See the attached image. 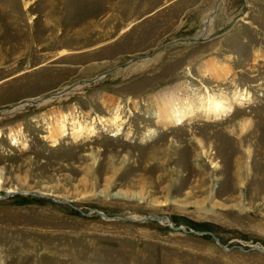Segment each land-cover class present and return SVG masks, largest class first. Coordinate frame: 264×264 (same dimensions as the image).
Listing matches in <instances>:
<instances>
[{"label":"rangeland","instance_id":"1","mask_svg":"<svg viewBox=\"0 0 264 264\" xmlns=\"http://www.w3.org/2000/svg\"><path fill=\"white\" fill-rule=\"evenodd\" d=\"M67 88L0 118V264H264V0H0V110ZM173 88L234 103L167 125Z\"/></svg>","mask_w":264,"mask_h":264},{"label":"bare ground","instance_id":"2","mask_svg":"<svg viewBox=\"0 0 264 264\" xmlns=\"http://www.w3.org/2000/svg\"><path fill=\"white\" fill-rule=\"evenodd\" d=\"M209 20V19H208ZM207 20V21H208ZM212 23V17L208 21V24L210 25ZM147 58V57H146ZM131 64V63H130ZM129 64V65H130ZM214 69L216 72H219V67L214 66ZM222 75V74H221ZM108 76V74H102L101 76L96 77L93 81H98L101 79H105V77ZM86 79L83 80L82 82H78L74 85L73 91L77 88H81L83 84H91L93 82H87ZM70 93V88H67L66 90L59 91L58 93H55L52 96H46L47 98H32V100H26V101H21L18 104L13 105L12 107H9L7 109H1L0 110V118L4 113H7V111H14L13 109H21V106H25L26 104H42L44 100H50L53 99L54 97L57 96H62L65 92ZM161 92V91H160ZM180 90L176 89H168L164 91V93L157 98L155 97V100L158 103V119L162 123H169L167 125H170L175 122H183L186 119H191L193 117H196L197 115L200 116L201 113L202 116H211L214 115L216 118L219 119V117L225 112L229 111L232 108V104L234 103L231 98L228 97V95L224 94H212V92L206 91L205 93L201 94L198 97H189L182 99L181 96L179 95ZM63 97V96H62ZM249 98L248 93L245 92H239L236 96V101L239 100H246ZM34 100V101H33ZM64 113V112H63ZM70 113H58L55 115L53 122L50 124L49 127V139L53 144H56L60 137L62 135H65V126H66V121H68ZM121 116L120 114L116 111L115 115L110 119V121L106 124H103V126H112L114 127L115 130V135L121 134L122 133V124L121 122ZM109 124V125H107ZM77 128L73 131V135L75 138L82 136L85 132H89V134L95 133V126L92 125L91 127H87L81 123L77 124ZM107 129V127H105ZM22 127L19 126L15 131H11L10 135H16V133L21 132ZM0 137L1 132H0ZM2 187L1 185V178H0V188ZM12 192V191H11ZM165 222H171L169 218L167 217V220H163ZM171 225V224H170ZM218 239V238H217ZM258 248V247H257ZM260 249V247H259ZM263 250V249H261Z\"/></svg>","mask_w":264,"mask_h":264},{"label":"water","instance_id":"3","mask_svg":"<svg viewBox=\"0 0 264 264\" xmlns=\"http://www.w3.org/2000/svg\"><path fill=\"white\" fill-rule=\"evenodd\" d=\"M215 12V11H214ZM239 18V16L238 17H236L235 18V21H236V19H238ZM208 25V24H207ZM209 26V25H208ZM225 30V29H224ZM224 30H221V32H223ZM220 32V33H221ZM193 40H205V39H203L202 37H199L198 39H193ZM154 54V53H153ZM143 58H133L132 60H130V61H127L126 63H124L123 65H121L120 67H117V68H114V69H112V70H110V71H107V73H111L112 71H114V70H116V69H118V68H123V67H126V66H128L130 63H132V62H135V61H139V60H142ZM94 80V79H93ZM93 80H87L86 81V83L87 82H93ZM82 82V81H81ZM43 98H47V97H43ZM34 101V100H33ZM13 106V105H12ZM12 106H9V107H12ZM12 193H14V192H7V193H5L4 194V196L3 197H6V196H9L10 194H12ZM35 195H46V194H44V193H35ZM152 218H155L154 216H151ZM125 219H133V218H131V217H124ZM155 219H157V220H160V221H163V220H167V217L166 216H163V217H160V218H155ZM134 220V219H133ZM142 220H145V218L144 219H142ZM261 250V249H260ZM261 251H263V250H261Z\"/></svg>","mask_w":264,"mask_h":264},{"label":"flooded vegetation","instance_id":"4","mask_svg":"<svg viewBox=\"0 0 264 264\" xmlns=\"http://www.w3.org/2000/svg\"><path fill=\"white\" fill-rule=\"evenodd\" d=\"M209 20H210V18H209ZM207 28V27H206ZM109 75H110V73H109ZM98 76H100V74L99 75H96L95 77H92V78H90V79H88V80H93V79H95L96 77H98ZM99 79H101V78H99ZM98 81H100V80H98ZM94 82H97V81H93V83ZM92 84V83H91Z\"/></svg>","mask_w":264,"mask_h":264}]
</instances>
